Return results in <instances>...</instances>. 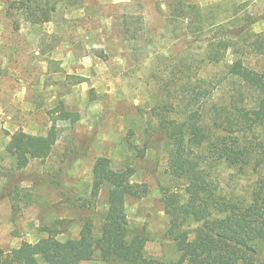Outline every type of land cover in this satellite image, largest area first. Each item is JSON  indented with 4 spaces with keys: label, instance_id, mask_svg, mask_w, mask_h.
<instances>
[{
    "label": "rangeland",
    "instance_id": "rangeland-1",
    "mask_svg": "<svg viewBox=\"0 0 264 264\" xmlns=\"http://www.w3.org/2000/svg\"><path fill=\"white\" fill-rule=\"evenodd\" d=\"M14 1L0 0V248L34 243L49 232L59 240L75 238L85 216L92 217L98 235L112 187H102L95 205L89 194L93 163L104 156L114 168L132 173L131 182L147 186L145 196H130L125 204L128 221L151 234L147 256L157 264L176 262L179 251L166 235L169 218L159 187L174 182L165 172L167 155L155 112L177 90L170 86L169 95L162 86L181 63H186L183 74L191 64L204 77L224 76L236 58L264 71V53L239 56L229 50L220 63L203 64L207 42L237 29L239 22L231 17L235 10L256 18L251 30H264V0H37L36 17ZM51 6L50 18L43 20L41 10ZM191 7L213 14L215 23L225 20L223 27L199 32L195 22L188 25L182 17L183 11L193 12ZM124 18L126 36L119 32ZM245 39L241 32L231 41L241 45ZM237 85L238 80L225 79L215 89V100L234 95ZM60 101L79 119H58L50 154L18 168L7 152L10 135L45 134L49 112ZM252 140L264 150V132ZM262 169L238 172L222 164L214 176L225 190L243 194L261 180ZM87 202V209L80 207ZM260 258L256 264H264V244ZM81 264L124 263L103 261L97 252Z\"/></svg>",
    "mask_w": 264,
    "mask_h": 264
},
{
    "label": "trees",
    "instance_id": "trees-1",
    "mask_svg": "<svg viewBox=\"0 0 264 264\" xmlns=\"http://www.w3.org/2000/svg\"><path fill=\"white\" fill-rule=\"evenodd\" d=\"M14 4L33 16L38 11L37 0H15ZM51 7L41 10L43 20L50 18L55 6ZM191 10H182V17L188 25L195 22L201 33L211 25L223 27L225 23H215L211 13L194 12L192 7ZM231 17L239 22L237 29L226 31L227 37L222 35L216 42H207L204 65L220 63L229 50L239 56L264 53V30L250 29L256 18L247 13L240 16L236 10ZM120 24H125L119 32L126 36L127 19ZM241 32L246 38L241 45L232 42ZM184 64L178 66L180 74L177 71L162 86L169 95L170 86L177 90L173 100L164 102L155 112L159 118L157 131L167 155L165 172L174 182L172 186H159L169 218L166 235L179 251L172 264H256L261 261L264 244V176L246 193L237 194L221 187L214 173L222 164L238 172L248 168L254 172L263 170V146L252 139L264 132V71L254 70L236 58L224 76L204 77L198 69L192 70L191 64L188 73L183 74L180 70ZM228 77L238 80L235 94L218 102L215 89ZM55 112H59L58 117ZM49 113L51 125L45 134L10 135L7 152L18 168L50 154L58 138V119H79V114H72L61 101ZM91 172L89 202L95 205L104 185L112 187L99 234L94 233L92 217L85 216L77 237L59 240L49 232L34 243L23 241L12 249L0 248V264H81L93 260L97 252L106 262L158 263L145 251L151 234L133 226L126 215V199L145 196L146 184L131 182L132 173L114 168L104 156L94 161ZM89 202L80 207L87 209Z\"/></svg>",
    "mask_w": 264,
    "mask_h": 264
}]
</instances>
